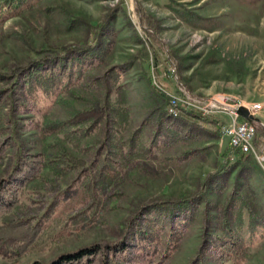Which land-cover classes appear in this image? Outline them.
Returning a JSON list of instances; mask_svg holds the SVG:
<instances>
[{
  "label": "rangeland",
  "instance_id": "1",
  "mask_svg": "<svg viewBox=\"0 0 264 264\" xmlns=\"http://www.w3.org/2000/svg\"><path fill=\"white\" fill-rule=\"evenodd\" d=\"M109 16L112 43L104 55L103 68L95 76L111 69L118 75L107 85L86 77L69 87L37 90L35 107L27 115L28 121H21L24 125L20 129L31 153L48 158L64 148L91 161L101 129L77 144L63 135L44 137L41 131L50 122L66 120L77 111L91 108L95 101H103L107 87L110 101L122 109L127 120L124 140L147 123L142 142L148 146L155 125L149 80L157 85L152 68L157 84L171 94H181L182 89L201 101L225 95L245 105L260 104L257 118L264 125V0H41L32 10L0 22V71L25 66L46 52L60 55L70 47L91 45L93 28ZM150 26L165 48L158 54V63H153L148 34L154 29ZM169 74L170 78L166 77ZM213 113L209 118L187 113L175 118L189 125L205 119L220 129L229 123L230 117L224 112L213 109ZM206 128L215 130L212 125ZM256 143L264 145L263 129H257ZM233 154L221 135L214 139L204 132L201 138L192 136L176 142L149 160L154 171L125 172L113 188L117 195L98 207L84 206L92 196L83 187L86 179L79 177L80 169L59 178L58 185L53 175L45 172L43 179L26 191L20 208L23 213L38 214L40 231L24 254L1 253L0 264H46L99 240L112 241L121 224L142 204L197 195L208 176L226 173L230 166L220 186L209 184L206 203L199 205L192 225L167 264H189L196 258L206 217L210 235L222 236L223 209L235 189L263 219L261 226L249 232L248 212L237 205L242 213L238 236L245 251L240 264H264V169L252 155L236 165L239 157ZM68 185L79 193L67 200L60 194L50 206L55 189L62 191ZM233 223L236 229L237 222ZM164 227L163 244L168 223Z\"/></svg>",
  "mask_w": 264,
  "mask_h": 264
},
{
  "label": "trees",
  "instance_id": "2",
  "mask_svg": "<svg viewBox=\"0 0 264 264\" xmlns=\"http://www.w3.org/2000/svg\"><path fill=\"white\" fill-rule=\"evenodd\" d=\"M40 1L0 0V22L32 10ZM110 21L111 16L106 22L93 28L89 46L70 47L60 55L46 52L44 56L25 66H14L6 72L0 71V254L20 256L38 235V214L32 211L23 213L20 208L26 191L41 181L45 172L53 175L58 185L59 178L80 169L79 177L86 179L83 187L92 196L84 206H105L117 195L113 188L125 172L134 169L154 171L149 160L155 159L157 152L192 136L201 138L204 132L210 133L214 139L220 138L221 129L215 122L202 119L198 124L189 125L181 119L167 115V97L149 80L154 99L151 115L154 116L155 125L148 146L142 142L147 123L140 125L124 140L122 131L127 120L122 109L110 101V88L107 87V95L103 101H95L91 108L77 111L66 120L50 122L41 131L44 137L63 135L68 142L77 144L101 129V138L93 149L91 161L86 162L64 148L58 155L48 158L42 153L30 152L20 129L24 125L21 121H28L27 115L35 107L37 90L50 92L60 86L69 87L75 80L86 77L97 82L103 81L107 85L108 81H114L118 75L111 69L103 72L101 76H95L103 68L104 55L112 43ZM150 27L154 29L148 34L154 54L153 63H158V54L165 48L157 40L155 28ZM207 125H212L215 130H208ZM235 154L239 157L236 165H242L247 155ZM231 168L230 166L226 173H220L219 176H208L207 182L202 184V190L197 195L159 199L142 204L121 224L114 240H99L74 252L62 254L46 264H167L186 230L192 225L199 205L206 203L209 184L220 186V182L224 180L223 174H228ZM55 190L51 194L53 200L50 206L60 194L63 200H67L79 193L71 185L62 191ZM239 203L248 212L249 232L252 233L262 225L263 219L255 212L254 206L242 194H238L236 189L233 190L223 209L222 236L210 235V220L206 217L200 247L196 258L189 264L242 262L245 251L242 239L238 236L242 225L241 207L237 206ZM45 212L46 210L43 213ZM34 220L37 221L33 223ZM164 222L169 227L163 244L161 236L165 230ZM233 222H237L236 229L232 227ZM32 264L45 263L36 261Z\"/></svg>",
  "mask_w": 264,
  "mask_h": 264
},
{
  "label": "built area",
  "instance_id": "3",
  "mask_svg": "<svg viewBox=\"0 0 264 264\" xmlns=\"http://www.w3.org/2000/svg\"><path fill=\"white\" fill-rule=\"evenodd\" d=\"M170 74L173 75L174 71L170 70ZM170 74L166 77L170 78ZM152 77L154 78L155 85H157L156 87L167 97L165 107L167 115L179 117L187 113L200 118H209L214 114L213 109L224 112L230 117V121L221 126V136L227 140L230 150L234 154L240 153L254 156L256 161L264 169V145H257L256 143L257 129L229 110V108L234 109L239 106H244L253 116L257 117L261 109L260 104L245 105L225 95H217L206 101H201L185 94L182 89H179L181 94L174 95L163 86L157 84V76L154 68H152ZM230 159H234V156H231Z\"/></svg>",
  "mask_w": 264,
  "mask_h": 264
},
{
  "label": "water",
  "instance_id": "4",
  "mask_svg": "<svg viewBox=\"0 0 264 264\" xmlns=\"http://www.w3.org/2000/svg\"><path fill=\"white\" fill-rule=\"evenodd\" d=\"M229 110L234 112L236 115H238L243 120L252 124L256 129H263L264 130V125L262 124V122L257 117L253 116L246 107L239 106V107L234 108V109L229 108Z\"/></svg>",
  "mask_w": 264,
  "mask_h": 264
}]
</instances>
